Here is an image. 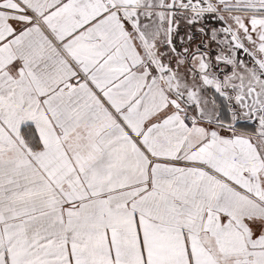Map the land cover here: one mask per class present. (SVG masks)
Instances as JSON below:
<instances>
[{"label": "snow or ice", "instance_id": "1", "mask_svg": "<svg viewBox=\"0 0 264 264\" xmlns=\"http://www.w3.org/2000/svg\"><path fill=\"white\" fill-rule=\"evenodd\" d=\"M0 264H264V0H0Z\"/></svg>", "mask_w": 264, "mask_h": 264}]
</instances>
